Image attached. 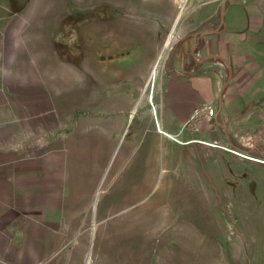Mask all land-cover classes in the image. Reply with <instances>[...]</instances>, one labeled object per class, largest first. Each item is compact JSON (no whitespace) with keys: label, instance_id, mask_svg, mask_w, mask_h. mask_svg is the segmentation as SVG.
<instances>
[{"label":"rangeland","instance_id":"374dc122","mask_svg":"<svg viewBox=\"0 0 264 264\" xmlns=\"http://www.w3.org/2000/svg\"><path fill=\"white\" fill-rule=\"evenodd\" d=\"M188 9L186 0H0L2 115L9 119L20 109L27 117L31 109L51 122L63 120L75 148L87 150L98 161L89 167L101 173L92 202L54 206L51 215L62 217L64 234H55L58 228L25 236L30 251L0 252V259L264 264V221L254 218L252 205L215 197L217 187L189 180L183 160L177 175L171 171L173 181L161 164L158 181L144 188L125 186L116 171L132 146L144 101L176 60L180 50L171 46ZM29 58L32 74L23 65ZM18 66L27 75H17ZM152 67L143 88L142 73Z\"/></svg>","mask_w":264,"mask_h":264},{"label":"crops","instance_id":"0c3cea01","mask_svg":"<svg viewBox=\"0 0 264 264\" xmlns=\"http://www.w3.org/2000/svg\"><path fill=\"white\" fill-rule=\"evenodd\" d=\"M223 2L186 0L189 9L171 48L180 51L171 69L160 72L152 98L144 101L132 146L116 171L125 186L144 188L158 181L161 164L173 181L183 160L189 180L197 179L204 189L217 187L214 196L225 197L227 203L252 205L254 218L264 221V163L227 149L264 157V0H226L222 24ZM205 31L194 55L193 39L188 43L184 38ZM29 59L23 65L32 74L29 67L35 65ZM20 69L17 75H27ZM153 69L142 73L143 88ZM206 104L215 114L195 115ZM1 107L0 252L30 251L25 236L61 230L62 217L51 215L54 206L92 202L101 173L89 167L98 161L88 157L87 150L75 148L73 132L63 128V120L55 117L51 122L31 109L27 117L19 109L8 119ZM19 239L22 246L15 243ZM0 264L19 263L0 259Z\"/></svg>","mask_w":264,"mask_h":264},{"label":"built area","instance_id":"2783aa9c","mask_svg":"<svg viewBox=\"0 0 264 264\" xmlns=\"http://www.w3.org/2000/svg\"><path fill=\"white\" fill-rule=\"evenodd\" d=\"M170 43H168L169 45ZM173 44V43H172ZM172 48V46H171ZM198 59H201L200 57H198ZM152 98V97H151ZM152 100V99H151ZM153 108H154V112L156 114V109H155V106L152 104ZM195 115H197L198 113L200 112H206L207 114L209 115H214L215 114V108L213 106H210V105H203L201 107L200 110H196L195 111ZM194 142H199V143H206V144H210V145H215V146H220V145H217L215 143H210V142H207V141H203V140H200V139H196L194 140ZM220 147H223V146H220ZM224 148H227V147H224ZM231 151H233L235 154L245 158V159H248V160H251V161H255V162H259V163H264V157H261V156H257V155H252L250 153H246V152H242V151H238V150H235V149H232V148H227Z\"/></svg>","mask_w":264,"mask_h":264},{"label":"trees","instance_id":"16d2710c","mask_svg":"<svg viewBox=\"0 0 264 264\" xmlns=\"http://www.w3.org/2000/svg\"><path fill=\"white\" fill-rule=\"evenodd\" d=\"M222 27H220L219 29H221ZM208 32L205 31V32H201V33H197V34H194V35H191L190 37H185L184 38V41L186 42H190L191 39H193V43L195 44V49H194V55L196 54V50L197 48L199 47V45L202 43V37L204 34H207ZM181 40L178 42L180 43Z\"/></svg>","mask_w":264,"mask_h":264},{"label":"water","instance_id":"95a60500","mask_svg":"<svg viewBox=\"0 0 264 264\" xmlns=\"http://www.w3.org/2000/svg\"><path fill=\"white\" fill-rule=\"evenodd\" d=\"M225 3H226V0H224L222 10H221V22H222V24L225 22ZM210 32H217V31L214 30V31H210Z\"/></svg>","mask_w":264,"mask_h":264}]
</instances>
